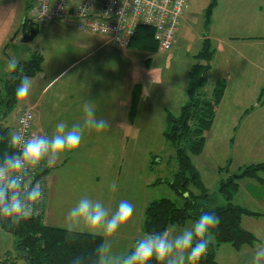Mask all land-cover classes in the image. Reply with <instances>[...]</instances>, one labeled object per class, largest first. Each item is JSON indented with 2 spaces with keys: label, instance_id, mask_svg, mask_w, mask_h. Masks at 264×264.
I'll return each mask as SVG.
<instances>
[{
  "label": "rangeland",
  "instance_id": "1",
  "mask_svg": "<svg viewBox=\"0 0 264 264\" xmlns=\"http://www.w3.org/2000/svg\"><path fill=\"white\" fill-rule=\"evenodd\" d=\"M209 2L210 0H188L174 42L168 50L149 53L130 48L111 47L108 50L112 57L109 54L101 55L100 66L110 70L113 77L117 75L118 81L127 82L130 88L139 85L143 113L137 120V126L132 130L130 126L121 128L122 124H120L116 158L119 172L117 175H114V168L109 165L114 153L106 154L107 149L102 150L99 145L89 144L84 147L90 154H85V159L71 160L66 166L55 171L52 181L51 213L46 216L48 224L65 226L68 210L82 195L91 198L95 195L94 200H97L98 194L110 191L109 185L115 181L118 188L116 190L120 195L124 194V199L133 203L135 208L130 225L115 237L116 249L127 252L144 234L141 225L144 209L150 201L169 198L178 205L181 204L182 198L167 183L172 179L177 162L173 147L163 136L167 122L166 113L162 108L165 107L168 112L177 115L180 106L186 100L187 75L194 63V55L201 47L202 35L205 34L203 13ZM28 5L33 6L34 0H0V11L5 18L6 27L14 21L16 25H20L17 26L18 29L13 30L4 50L7 58L3 61L6 63L3 64L1 71L7 70V61L11 57H21L22 54L24 58L25 54L29 53L26 47L30 43L38 44L41 41L38 36L30 42L22 41L26 29L22 17L24 11L27 12L25 16L27 19L31 16V7ZM54 48L55 45L52 43L50 51ZM227 56L231 58L232 54ZM211 87L212 80L208 74L205 90L210 91ZM231 87L234 89V85L231 84ZM26 99H17L13 110L6 116L5 123L10 128L14 124L16 113ZM261 99H264V93ZM221 116L222 113H217V118L204 133L205 142L202 151L191 157L206 189L201 202L207 206L226 203L224 196L218 193L220 178H227L245 165L264 162V109L253 113L246 126L237 123L236 128L229 120L222 121ZM88 157L90 158L87 159ZM95 161H99V165L103 167L109 165L98 180L95 179L97 174ZM111 162L114 163V158ZM50 183L47 184L49 191L52 189ZM238 184L239 188L233 202L252 211L264 213V187L252 179H241ZM190 189L193 193H197L194 188ZM102 202L105 204L104 200ZM242 219L260 220L262 225L259 233L264 234V216L257 219L244 216ZM193 220L195 219H188L185 226ZM244 226H246L245 222ZM10 236L9 234L7 239L3 237L2 239L4 245L8 241V247H5L9 253H13L15 249H10ZM222 246L229 247L228 244ZM222 246L216 249L215 260L217 257L225 256ZM10 260L12 259L9 258L5 264Z\"/></svg>",
  "mask_w": 264,
  "mask_h": 264
},
{
  "label": "crops",
  "instance_id": "2",
  "mask_svg": "<svg viewBox=\"0 0 264 264\" xmlns=\"http://www.w3.org/2000/svg\"><path fill=\"white\" fill-rule=\"evenodd\" d=\"M28 7L32 8L31 5ZM26 14L27 12L24 11L22 16L24 23L27 19ZM29 20H31L30 17ZM31 24L35 26L36 32H28V28L25 29L24 35L29 39L22 41L30 42L37 36L41 41L38 44L30 43L26 47L29 53L27 52L24 58L22 54L21 57H17L20 58V61H24L33 54L42 56L41 70L31 76L33 85L30 95L18 110L19 112L24 106H29L33 110L34 119L30 135H50L59 121H64L69 126L74 122H82L85 102L94 103L97 118L106 119L111 125L110 128L100 132L86 130L77 155L62 158L53 167L45 169L46 200L42 219L47 223L46 216L51 213L50 202L55 171L66 166L67 162L71 160L85 159V154L89 153L87 150L85 151L84 147L89 144L99 145L102 150L107 149L106 154L114 153L111 156L112 159L114 158V163L111 162V159L109 165H112L114 175H117L119 172L116 158L120 124H122L121 128L130 126L131 130L134 129L137 126V120L143 113L141 106L143 102L140 100V95L136 114L133 118H129L128 109L134 85L130 88L127 82L118 81L117 75L113 77L110 70L100 66L101 55L109 54L112 57L108 48H118L110 43L105 36L79 31L60 22L39 25L31 20ZM17 26L20 25H16L14 21L6 27L5 18L0 11V69L6 63L3 62L7 58L4 50L13 30L18 29ZM31 31L34 30L31 29ZM88 35L95 37L86 38L85 36ZM202 37V40L207 38L214 49V56L208 72L212 84L218 79H224L226 83L214 120L217 118V113H222L221 120H229L234 128L237 127V123H243L246 126L253 113L264 109V103L261 102L262 93H264V0H217L210 24ZM52 43L55 48L50 51ZM230 53L232 54L231 58L227 56ZM107 62L109 64L110 60L108 59ZM9 73L8 70H0V78ZM231 84L234 85V89ZM59 97H63V99ZM162 110L167 112L165 107ZM95 165L97 171L95 179L98 180L109 165L100 166L99 161H95ZM49 182H51L50 187L52 188L50 191L47 190ZM116 189H118L117 186ZM116 189L107 191L108 195L107 192L98 194V200H104L105 206L113 211L118 202L124 199V194L120 195ZM94 197L95 195L92 197L93 200ZM262 216L264 213L258 212L257 216L247 217L257 219ZM244 222L246 226H244ZM185 224L186 222L177 226L184 227ZM241 225L253 233L257 241L252 245H244L239 250L229 244V247L219 245L216 249L222 246L225 256L217 257V264H245V262L247 264L254 246L257 243H264V239H261L264 234L259 233L262 225L260 220L242 219ZM52 226L65 228L58 224ZM9 239L10 249L13 250L15 249L14 238L11 235ZM5 246L8 247V241L4 245V240L0 237V260L5 261L4 264L9 258L12 259L15 253H9ZM16 264H26V262L21 259Z\"/></svg>",
  "mask_w": 264,
  "mask_h": 264
},
{
  "label": "trees",
  "instance_id": "3",
  "mask_svg": "<svg viewBox=\"0 0 264 264\" xmlns=\"http://www.w3.org/2000/svg\"><path fill=\"white\" fill-rule=\"evenodd\" d=\"M216 4L217 0H210L204 9L205 30L210 24ZM126 48L149 53L157 51L153 29L138 25ZM213 56L214 49L210 41L207 38L203 39L187 75L186 100L180 106L177 115L167 111L165 116L167 127L163 136L173 147L177 162L172 179L167 183L182 198V202L178 205L169 198L150 201L144 209L141 225L144 233L161 231L170 224L183 225L188 219H196L202 210L214 211L220 218V223L213 230L214 242L209 244L199 264H217L215 251L221 244H229L239 250L244 245H252L257 241L253 233L243 228L241 220L244 216H257L258 212L235 204L233 198L239 188L238 181L241 179H252L264 187V162L251 163L239 168L227 178L219 179L218 193L224 196L226 200L224 205L207 206L201 202L206 189L191 157L202 151L205 142L204 133L213 123L216 108L223 97L226 85L224 79H218L214 81L210 91L205 90ZM20 64L24 69L23 74L31 77L41 70L42 56L33 54L29 59L20 61ZM20 75L19 71L10 72L0 78V137H3L0 140V156L8 147L7 138L11 128L5 123V118L17 102L15 89L20 82ZM140 91L139 85L136 84L131 94L129 118H133L136 114ZM261 102L264 103V99ZM190 188L197 190V193H193ZM185 193H188L190 198L186 199ZM0 229L9 231L15 241L14 257L8 264H16L24 258L30 259L31 264H72L78 255L92 256L102 240L101 237H93L86 232L75 234L69 239L66 228L45 223L42 213L23 221L19 227L11 230L7 229L5 222L0 221ZM4 262L0 260V264ZM152 264L156 262L153 261Z\"/></svg>",
  "mask_w": 264,
  "mask_h": 264
},
{
  "label": "clouds",
  "instance_id": "4",
  "mask_svg": "<svg viewBox=\"0 0 264 264\" xmlns=\"http://www.w3.org/2000/svg\"><path fill=\"white\" fill-rule=\"evenodd\" d=\"M7 70L19 71V84L15 89L18 100L26 99L33 80L24 75L20 60L13 56L7 61ZM63 99V97H59ZM82 122L70 126L59 121L49 134L26 135L24 128L13 130L7 138V150L0 156V221L11 230L34 216L44 200L45 184L36 177L53 167L62 158L77 155L86 130L97 132L110 128L106 119H98L94 103L83 104ZM3 137H0L2 140ZM115 191L116 183L109 185ZM185 198H190L185 193ZM135 208L127 199H121L115 210H110L101 200L82 195L66 215L68 238L86 232L102 240L92 256L78 255L72 264H199L208 246L214 241V232L220 218L214 211H201L186 226L170 224L161 231L145 232L136 240L130 251L116 249L115 237L130 225ZM9 231L0 229V237L7 239ZM264 239V237H261ZM247 264H264V243H257Z\"/></svg>",
  "mask_w": 264,
  "mask_h": 264
},
{
  "label": "built area",
  "instance_id": "5",
  "mask_svg": "<svg viewBox=\"0 0 264 264\" xmlns=\"http://www.w3.org/2000/svg\"><path fill=\"white\" fill-rule=\"evenodd\" d=\"M188 0H35L30 19L39 25L60 22L79 31L105 36L118 48H126L138 25L153 29L159 51L171 48ZM34 114L29 106L20 109L11 128L31 134ZM37 179L46 182V172ZM46 200L38 206L40 213ZM35 217V216H34Z\"/></svg>",
  "mask_w": 264,
  "mask_h": 264
},
{
  "label": "water",
  "instance_id": "6",
  "mask_svg": "<svg viewBox=\"0 0 264 264\" xmlns=\"http://www.w3.org/2000/svg\"><path fill=\"white\" fill-rule=\"evenodd\" d=\"M24 26L26 27V29L28 28V32H33V33L36 32L35 26L31 24V20H29V19H26V22L24 23ZM31 29H33L34 31H31ZM27 39H29V38H26V35H24L22 40L26 41ZM24 261L26 262V264H31V260L30 259L27 260L26 258H24Z\"/></svg>",
  "mask_w": 264,
  "mask_h": 264
}]
</instances>
